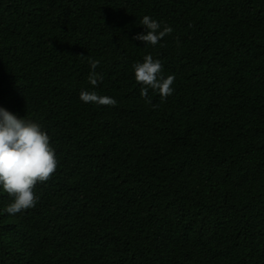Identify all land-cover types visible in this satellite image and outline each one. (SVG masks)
Wrapping results in <instances>:
<instances>
[{
	"label": "trees",
	"instance_id": "1",
	"mask_svg": "<svg viewBox=\"0 0 264 264\" xmlns=\"http://www.w3.org/2000/svg\"><path fill=\"white\" fill-rule=\"evenodd\" d=\"M145 15L173 32L135 40ZM0 108L59 160L34 208L0 188V264H264V0H0Z\"/></svg>",
	"mask_w": 264,
	"mask_h": 264
},
{
	"label": "clouds",
	"instance_id": "2",
	"mask_svg": "<svg viewBox=\"0 0 264 264\" xmlns=\"http://www.w3.org/2000/svg\"><path fill=\"white\" fill-rule=\"evenodd\" d=\"M140 24L145 32L137 34L134 39L152 46L173 32L172 27L167 24L162 27L160 22L148 15L143 16ZM88 63L93 70L88 76V82L96 86L103 79L101 74L94 71L101 61L89 58ZM132 69L135 81L142 85L140 95L146 98V103L151 104L149 89L158 92L162 100L172 95L175 76H163L161 60L148 54L143 57L142 63H134ZM79 99L86 104L102 106H115L117 103L112 97L89 90H81ZM58 166L59 160L51 145L50 136L41 126L0 108V188L11 197L5 212L15 215L34 208L40 199L36 193L37 185L49 181Z\"/></svg>",
	"mask_w": 264,
	"mask_h": 264
}]
</instances>
